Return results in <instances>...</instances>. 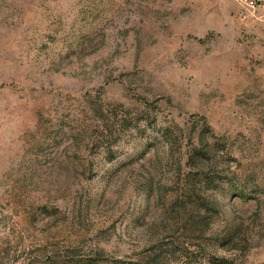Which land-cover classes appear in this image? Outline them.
<instances>
[{
	"label": "rangeland",
	"instance_id": "obj_1",
	"mask_svg": "<svg viewBox=\"0 0 264 264\" xmlns=\"http://www.w3.org/2000/svg\"><path fill=\"white\" fill-rule=\"evenodd\" d=\"M0 264H264V0H0Z\"/></svg>",
	"mask_w": 264,
	"mask_h": 264
}]
</instances>
